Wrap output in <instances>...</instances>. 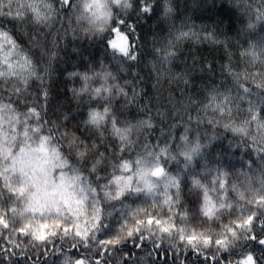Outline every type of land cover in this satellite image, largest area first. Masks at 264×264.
Segmentation results:
<instances>
[{"label": "clouds", "instance_id": "1", "mask_svg": "<svg viewBox=\"0 0 264 264\" xmlns=\"http://www.w3.org/2000/svg\"><path fill=\"white\" fill-rule=\"evenodd\" d=\"M0 129V264H264V0H0Z\"/></svg>", "mask_w": 264, "mask_h": 264}, {"label": "snow or ice", "instance_id": "2", "mask_svg": "<svg viewBox=\"0 0 264 264\" xmlns=\"http://www.w3.org/2000/svg\"><path fill=\"white\" fill-rule=\"evenodd\" d=\"M121 51H125L126 52V48H121ZM24 135H27V131H25ZM15 139V136L12 137V140ZM46 138H42V144L41 147L39 149V151H45L44 147H43V140ZM0 160H9L10 163L5 166L0 168V177H4L5 179H7V177H5V172H7L8 170H11L13 173L15 172H19L21 176H27L28 175V169H32L33 173H35V170L37 167H40L41 171H43V168L41 165L37 164L36 162L33 161L31 155L29 154L28 151H26L23 147L20 149V151L16 154H13L11 147L8 146V137L7 135L3 132L2 129H0ZM10 191H12L13 193H19L21 195H23L26 191H27V185H21L19 187H13L12 185H8ZM33 187L35 188V191L30 193L29 195V205L28 207L32 210V211H36L37 208L39 207H43L45 206L42 201H47L49 200V198L51 196H54L56 194V189H53L52 192H48L46 189L42 188L41 186H39L38 184H33ZM257 203H260V201H258ZM13 211H15V209H13ZM256 220V216L255 214H251L248 215L243 222H237L236 223V227L237 228H248L249 230L252 229V226L254 224ZM141 221H137V224H141ZM153 223H155L156 225L160 226V231L161 233H168L170 231V228L174 227V225H162V222L159 220H156L153 217H149L147 219V224L148 225H152ZM262 226H264V221L261 222ZM0 225H2L3 227H8L7 222L4 220L3 216H0ZM44 227H48V225H44ZM57 227H59V225H57ZM69 229L65 228L64 231L67 232ZM21 233H23L25 230L24 229H20ZM136 231H139V228H136ZM229 232L235 236L236 232L235 229L230 228ZM52 235H55V231H53L51 233ZM128 236H132L133 232L130 229L128 231ZM48 233L41 231V233L39 235H36L34 233V236L36 239L39 240H45L48 237ZM77 235H81V233L77 232ZM253 240L257 239V236L255 234L252 235L251 237ZM142 239V238H141ZM181 240L187 239V242L189 245H192V247L195 249L196 248V244L195 242L197 241V239H199V237H197L195 234L184 237L183 235L180 237ZM107 243L111 244L112 241H107ZM203 243L205 246H207L209 243H211L210 238L208 237H204L203 238ZM215 243L219 246H226L225 244V240L224 239H219L216 240ZM260 244L264 245V239L260 240ZM160 246L154 245V248H159ZM76 264H84L83 260H77ZM239 264H257V261L255 260V258L253 257L252 254H246L240 261Z\"/></svg>", "mask_w": 264, "mask_h": 264}, {"label": "trees", "instance_id": "3", "mask_svg": "<svg viewBox=\"0 0 264 264\" xmlns=\"http://www.w3.org/2000/svg\"><path fill=\"white\" fill-rule=\"evenodd\" d=\"M139 246L143 247L144 245L140 244ZM150 250L152 252V258L156 261L163 262V264H180V261H177L178 256L183 260V264H187V259L189 257L194 258V255L191 251L173 250L171 248H166L163 245H161L159 248H152L150 246ZM44 251L47 252L48 249H44ZM41 258L42 257H31L30 261Z\"/></svg>", "mask_w": 264, "mask_h": 264}]
</instances>
